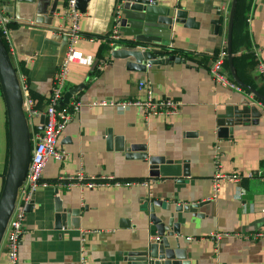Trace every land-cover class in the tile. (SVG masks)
I'll use <instances>...</instances> for the list:
<instances>
[{
	"label": "crops",
	"instance_id": "1",
	"mask_svg": "<svg viewBox=\"0 0 264 264\" xmlns=\"http://www.w3.org/2000/svg\"><path fill=\"white\" fill-rule=\"evenodd\" d=\"M51 1L36 0L39 15L46 17ZM156 1L161 8L187 11L198 22L196 28L174 23L168 32L167 49H179L192 58L174 54L184 59L185 64L169 62L147 65L144 72L128 70L125 60L113 58L111 51L131 40L132 36L124 33L133 29L123 28L117 41L106 39L119 0H88L84 12L79 11L80 33L74 47L92 55L95 63L70 65L63 94L83 84L69 103L142 98L146 91L138 82L145 80L153 99L170 98L179 102L178 114L147 117L135 107L123 110L110 105L82 107L72 115L58 140V145L69 153V159L60 162L48 159L41 171L45 181L77 171L86 176L113 175L121 180L150 179V198H146V189L141 185L65 189L52 184L36 189L30 199L32 206L25 211L19 264H123L124 253L144 247L157 236L142 205L145 200L158 199L171 201L172 207L178 203L189 207L204 202L198 208L174 213L175 221L180 223L179 240L186 248L190 264H264L263 239L231 236L214 243L207 236L216 230L264 232V103L248 90L237 92L218 86L208 73L214 54L226 45L231 0ZM6 5L0 0V11L15 19L10 25L7 50L22 96L34 99L35 108L43 111L69 43V22L60 17L62 0L50 24L16 20ZM212 20L219 21L217 30L212 28ZM246 22L251 50L257 54V62L264 65V0L251 1ZM150 25L142 24L137 37H154ZM204 56L208 58L203 59ZM101 60L106 64L98 69L95 64ZM241 74L249 77L243 69ZM39 118L40 115L34 116L32 125L28 123L32 140L38 131ZM220 126L231 127V136L228 133L227 137H219ZM108 131L113 137H122L127 145H144L148 155L187 161L189 175L149 177L146 163L126 159L120 151L107 148ZM7 162L6 111L0 89V191ZM216 169L254 175L243 176L238 183L225 182L218 197L208 200ZM238 187L244 196H237ZM55 188L64 203L81 210L77 227L56 222ZM82 236L86 238L85 263L79 256ZM187 237L195 239L187 240ZM5 263L1 241L0 264Z\"/></svg>",
	"mask_w": 264,
	"mask_h": 264
},
{
	"label": "water",
	"instance_id": "2",
	"mask_svg": "<svg viewBox=\"0 0 264 264\" xmlns=\"http://www.w3.org/2000/svg\"><path fill=\"white\" fill-rule=\"evenodd\" d=\"M87 1L76 0V8L80 12H84ZM58 2L59 0L51 1L46 17H44L43 14L39 15L40 13L37 10L38 2L36 0H3V4H7V11L14 13L16 20L45 24L51 23L53 15L57 10ZM236 3L237 0H231L227 19L226 61L228 74L241 88L248 90L264 103V94L243 83L238 77L233 64L232 28ZM122 14L120 32L122 34L123 28L131 27L133 31H127L124 34L132 36V39L127 43H123V47L114 48L111 51V56L125 60L128 70L144 72L147 65L160 66L166 65L169 62L185 64V60L177 55L171 54L165 56L164 54H166V48L170 44L168 32H170L174 23H182L184 27L196 28L198 26V22L193 17H189L187 11L182 9L174 10L169 7L161 8L158 6L156 0H125ZM154 20L155 23H153ZM144 23H152V26L150 25L149 27L153 28L154 37L148 39L137 37V35H140V26ZM218 23V20H212V28L214 30H217ZM146 44H151V46L147 47ZM82 87L83 84H80L67 90L62 96L61 104L69 103L71 97ZM0 89L6 111L8 142V162L0 191L1 243L7 222L15 206L18 190L27 173L32 147L29 125L22 107L23 96L20 84L7 47L1 37ZM43 121L44 116L40 115L39 124L37 125L38 130H41ZM228 133L231 136V127L220 126L217 129L219 137H227ZM106 143L108 149L120 151L126 159H136L146 163L149 177H181L189 175L187 161L179 162L165 159L163 156L148 155L144 145H127L122 137H113L110 131L106 135ZM54 193L56 194L54 198L56 222L77 227V220L81 210L71 203H64L60 196L57 195L58 188H55ZM203 204L204 202L193 203L188 207L187 205L184 206L182 203H178V205L172 207L171 201L162 199L145 200L142 205V211L146 213L148 221L155 227L158 238L149 240L140 249L124 253L123 264H190L186 248L181 246L179 240L180 223L175 221L174 213L188 211L189 208H198ZM31 206L32 203L29 202L25 211H28ZM124 223L126 224L125 221Z\"/></svg>",
	"mask_w": 264,
	"mask_h": 264
},
{
	"label": "built area",
	"instance_id": "3",
	"mask_svg": "<svg viewBox=\"0 0 264 264\" xmlns=\"http://www.w3.org/2000/svg\"><path fill=\"white\" fill-rule=\"evenodd\" d=\"M125 0H119L113 17V22L108 33L110 41H117L121 39L120 20L122 17V9ZM62 12L60 17L69 22L68 35L69 43L67 52L64 55L58 70L53 78L50 93L47 96L45 108L39 111L35 108V101L29 96L23 98V111L25 113L27 122L32 125V118L34 116L43 115L44 121L41 130L35 133L32 140L31 156L28 165L25 179L18 190L16 202L12 214L7 222L2 241L5 247L6 263L5 264H19L18 263V248L20 238L24 231L23 220L25 216L26 206L29 204L32 194L40 187L48 185H56L65 189H70L74 186H79L81 189H93L102 186H125L141 185L146 189V198L151 196L150 179H136V180H121L115 178L113 175H84L81 171H77L73 175L58 177L53 181H45L42 179L41 171L48 159L54 161H64L69 159V153L58 145V140L62 134L65 126L70 121L73 114L77 113L82 107L91 108L93 106L110 105L117 110L128 109L131 107L137 108L144 116H173L179 112V102L170 98L153 99L151 87L145 80H140L138 86L145 88V95L142 98H127L119 101L114 100H91L85 104L80 101L73 103L61 104L63 96V85L70 71V65L92 66L94 57L90 54H85L74 47V42L79 37V18L80 12L76 8V0H62ZM227 11V10H226ZM14 17L0 11V33L7 45L10 43V25L15 22ZM0 36V37H1ZM256 59L258 58L255 54ZM226 60V45L214 54L209 65L208 73L215 84L222 88L231 89L237 92L243 90L228 74L224 68ZM257 72L264 77V65L257 62ZM106 64L105 60L99 61L97 68L101 69ZM214 162L217 164V154L214 155ZM253 172L239 173V172H221L216 169L211 180V194L208 200L216 199L225 182L238 183L243 176L252 177ZM237 196H244V191L238 187ZM208 238L214 243H218L225 237H241L247 240L263 239L264 232H252L248 234L239 233L237 231H222L216 230L210 232ZM158 237H154L157 239ZM193 237H187V240H193ZM197 240V239H196ZM85 242L86 238H80L79 256L80 261L85 263Z\"/></svg>",
	"mask_w": 264,
	"mask_h": 264
},
{
	"label": "trees",
	"instance_id": "4",
	"mask_svg": "<svg viewBox=\"0 0 264 264\" xmlns=\"http://www.w3.org/2000/svg\"><path fill=\"white\" fill-rule=\"evenodd\" d=\"M252 0H237L236 8L234 12L233 18V29H232V53H233V64L236 68V72L238 77L241 79L243 83L246 85L254 88L259 93L264 94V77L262 74L257 72V59L251 50V44L248 40V33H247V16L250 10ZM1 36V33H0ZM4 44L8 47L7 43L5 42L4 38L1 36ZM107 40L110 41L108 36L106 37ZM127 43L128 41H124ZM166 53L168 55L177 54L183 56L185 58H192L189 57L187 54L183 53L179 49H167ZM208 57H203V59H207ZM227 61L225 60L224 68L227 69ZM249 75L246 78L243 74H241V70ZM258 81V82H257ZM247 91L246 89H244Z\"/></svg>",
	"mask_w": 264,
	"mask_h": 264
}]
</instances>
